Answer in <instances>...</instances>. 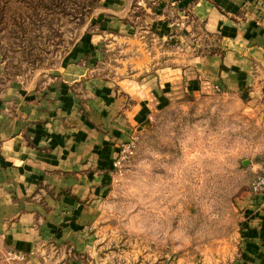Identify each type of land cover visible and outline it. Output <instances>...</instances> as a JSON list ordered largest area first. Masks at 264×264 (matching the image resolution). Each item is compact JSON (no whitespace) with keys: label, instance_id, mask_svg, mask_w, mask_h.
Masks as SVG:
<instances>
[{"label":"crops","instance_id":"0c3cea01","mask_svg":"<svg viewBox=\"0 0 264 264\" xmlns=\"http://www.w3.org/2000/svg\"><path fill=\"white\" fill-rule=\"evenodd\" d=\"M108 62L118 72L105 76ZM46 79L0 81V247L27 264L78 251L76 229L102 206L118 145L167 96L236 92L264 109V1L103 0ZM242 205L229 264H264V200Z\"/></svg>","mask_w":264,"mask_h":264},{"label":"rangeland","instance_id":"374dc122","mask_svg":"<svg viewBox=\"0 0 264 264\" xmlns=\"http://www.w3.org/2000/svg\"><path fill=\"white\" fill-rule=\"evenodd\" d=\"M35 1L0 0L4 77L22 88L46 86L103 0L82 19L89 0H67L64 14L34 11ZM21 21L39 26L21 32L12 24ZM97 70L118 72L110 62ZM247 98L220 90L167 96L128 138L132 156L120 174L111 168L102 206L88 211L72 243L78 251L64 263L229 264L242 202L264 171V109L252 111ZM49 250L61 260L62 250ZM9 252L0 247V264H27Z\"/></svg>","mask_w":264,"mask_h":264},{"label":"built area","instance_id":"2783aa9c","mask_svg":"<svg viewBox=\"0 0 264 264\" xmlns=\"http://www.w3.org/2000/svg\"><path fill=\"white\" fill-rule=\"evenodd\" d=\"M134 138L131 137L127 142H122L118 146L117 157L112 163V169L114 172L121 173V170L125 166V164L129 161L130 157L134 152ZM246 197L249 200H264V171L257 173L252 179L248 194ZM245 197V198H246ZM9 254L13 255L15 258L22 259V255L15 254L13 252H9Z\"/></svg>","mask_w":264,"mask_h":264},{"label":"trees","instance_id":"16d2710c","mask_svg":"<svg viewBox=\"0 0 264 264\" xmlns=\"http://www.w3.org/2000/svg\"><path fill=\"white\" fill-rule=\"evenodd\" d=\"M66 1L67 0H36L35 2L31 3L30 7L34 11H35V9H39L41 11H43V10L50 11V12H52L54 14H57V12H61L62 14H64V9L66 8V4H65ZM99 2H101V0H89L88 4L85 7V10L81 13V19L86 15V13H88L92 9H95V4L99 3ZM98 7H99V5H98ZM12 24H13V26L16 29H19L21 32H24L28 25H33L34 24L37 27L39 26V24H37V23L24 24L23 21H21V22H13ZM2 63H3V61L1 59V64ZM4 75L5 74H4V71H3V68H2V76H1V79H0L1 84H6V83L11 82L13 80V79H11V80L6 79L4 77Z\"/></svg>","mask_w":264,"mask_h":264}]
</instances>
